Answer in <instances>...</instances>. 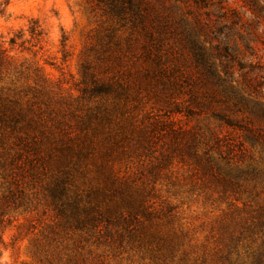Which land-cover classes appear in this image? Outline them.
I'll list each match as a JSON object with an SVG mask.
<instances>
[{"label":"rangeland","instance_id":"obj_1","mask_svg":"<svg viewBox=\"0 0 264 264\" xmlns=\"http://www.w3.org/2000/svg\"><path fill=\"white\" fill-rule=\"evenodd\" d=\"M145 3L164 28L151 83L148 42L101 0H10L0 15V264L264 258V0ZM193 44L224 79L228 63L212 105L194 88ZM19 138L40 140L39 158L12 175ZM61 184L75 216L49 194Z\"/></svg>","mask_w":264,"mask_h":264},{"label":"trees","instance_id":"obj_2","mask_svg":"<svg viewBox=\"0 0 264 264\" xmlns=\"http://www.w3.org/2000/svg\"><path fill=\"white\" fill-rule=\"evenodd\" d=\"M103 4L107 7L109 13L114 17L117 24L121 27H128L137 33H140L143 38L148 42L144 46L145 57L151 60L152 67L148 68L143 78L150 83L156 78V73L161 67V58L159 54L152 57L154 52H159V48L155 46L156 41H159L156 37L158 31L163 30L153 26L151 15L149 12V7L146 5L145 0H101ZM10 4V0H0V15L6 12L7 7ZM235 23V22H234ZM148 24L147 26H143ZM236 24V23H235ZM166 30V29H165ZM184 33V31L182 30ZM31 33L34 34L35 30L31 29ZM16 40H11V45H15ZM220 57H223L226 62L233 61V56L230 55L226 48H221L216 46L214 48ZM191 53L190 64L194 66V70L197 74V79L194 82V88L198 89L202 93V98L209 102L211 105L220 101V94L224 88H229L230 86V74L228 73V63L223 65L225 70V79L220 76L217 71V66L215 62L212 61V57L207 55L206 49L203 45L193 44ZM153 51V52H152ZM228 60V61H227ZM5 62V51L0 48V72ZM231 89V88H230ZM220 120H226L228 125H232L231 122L224 118L223 116H217ZM1 121L6 122L5 115L1 116ZM40 140H35L32 142H27L23 138H19L14 144V153H9L3 162V166L7 167L11 172L13 170V165L18 162L23 155L27 156L26 160H30L31 157L35 158L36 161L39 158V145ZM13 175V172H12ZM11 177L14 179V177ZM54 198H59L62 202L66 199V190L61 185H57L54 189L50 190ZM10 198V199H9ZM13 199V195H10L5 202ZM66 206H62V210L59 211L60 215L65 217L67 213H71L72 216L74 212L78 209V202H70L66 199ZM77 213V212H76ZM263 256L258 258V263L261 264L263 261Z\"/></svg>","mask_w":264,"mask_h":264}]
</instances>
